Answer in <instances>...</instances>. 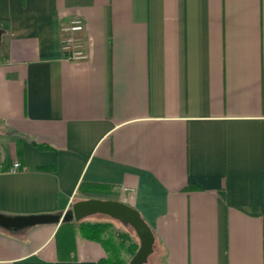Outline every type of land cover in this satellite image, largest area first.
<instances>
[{
    "label": "crops",
    "instance_id": "1",
    "mask_svg": "<svg viewBox=\"0 0 264 264\" xmlns=\"http://www.w3.org/2000/svg\"><path fill=\"white\" fill-rule=\"evenodd\" d=\"M89 198L141 213L146 264H264V0H0V214ZM109 256L75 220L0 226V264Z\"/></svg>",
    "mask_w": 264,
    "mask_h": 264
},
{
    "label": "water",
    "instance_id": "2",
    "mask_svg": "<svg viewBox=\"0 0 264 264\" xmlns=\"http://www.w3.org/2000/svg\"><path fill=\"white\" fill-rule=\"evenodd\" d=\"M93 214H105L130 225L139 238V248L128 264H146L154 251L155 234L134 207L113 199L89 198L76 201L72 208L61 215H29L6 216L0 214V226L6 229H22L29 226L46 223H62L64 221L80 222Z\"/></svg>",
    "mask_w": 264,
    "mask_h": 264
},
{
    "label": "trees",
    "instance_id": "3",
    "mask_svg": "<svg viewBox=\"0 0 264 264\" xmlns=\"http://www.w3.org/2000/svg\"><path fill=\"white\" fill-rule=\"evenodd\" d=\"M62 225L63 227L67 226L69 228L70 226H74V221H64L62 222ZM109 227L110 224L108 223H85L83 221H80V230L86 237L99 241L106 247L114 246L116 248L118 247L119 249L126 248L127 250H129L130 255L133 256L138 250L139 244L130 242L129 245H126V242L130 241V237L126 233L119 234L121 242L119 244H116L115 241L111 239V237L106 236ZM114 257L116 256L114 255ZM114 257L109 256L107 258H104L99 262V264H121V261L118 259L114 260Z\"/></svg>",
    "mask_w": 264,
    "mask_h": 264
},
{
    "label": "built area",
    "instance_id": "4",
    "mask_svg": "<svg viewBox=\"0 0 264 264\" xmlns=\"http://www.w3.org/2000/svg\"><path fill=\"white\" fill-rule=\"evenodd\" d=\"M62 46L66 58L69 60H81L88 58L85 49L83 32L85 31V22L81 17H74L63 27ZM21 167L19 162L13 165L12 170H18Z\"/></svg>",
    "mask_w": 264,
    "mask_h": 264
},
{
    "label": "rangeland",
    "instance_id": "5",
    "mask_svg": "<svg viewBox=\"0 0 264 264\" xmlns=\"http://www.w3.org/2000/svg\"><path fill=\"white\" fill-rule=\"evenodd\" d=\"M85 222H92V221H98L103 223L110 224V227L107 231L106 236L111 237L112 240L115 241L116 244H119L121 242V238L119 234L126 233L130 237V241L126 242V245H129L130 242L139 243V238L136 234V232L133 230V228L130 225H127L117 219H114L108 215L105 214H93L91 216H88L84 218Z\"/></svg>",
    "mask_w": 264,
    "mask_h": 264
}]
</instances>
